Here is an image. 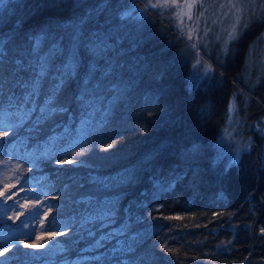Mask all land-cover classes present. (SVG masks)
<instances>
[{
    "label": "trees",
    "instance_id": "1",
    "mask_svg": "<svg viewBox=\"0 0 264 264\" xmlns=\"http://www.w3.org/2000/svg\"><path fill=\"white\" fill-rule=\"evenodd\" d=\"M137 1L146 7L143 0ZM128 3L4 0L0 4V37L7 41L8 61L23 59L27 69L28 60H35L30 53L37 38L42 53L41 45L59 43L61 54L52 57L37 104L43 102L56 69L67 59L63 56L73 47L74 33L104 35L110 45L96 55L84 47L77 50L79 64L58 98L68 108L66 113L29 131L39 116V111L34 112L11 136L0 137V154L15 149L20 157L36 158L32 170L22 159L23 175L31 176L47 196L39 216L42 228L16 235L13 226L7 227L19 242L15 247L5 244L10 253L7 264H33L34 253L24 239L31 233L47 247L52 245L50 252L59 256L53 264H121L142 257L150 264H264L260 232L264 134L253 127L264 107V94L255 93L251 79L245 78V56L252 57L264 22L245 30L227 55L216 56L200 47L203 55L209 54L213 71L194 80L191 66L196 52L177 31L175 19L170 22L159 10L147 7L148 19L138 22L130 16L116 26L107 24V18L117 17ZM95 63L101 69L96 66L88 85V104H81L74 97L83 92V78ZM11 67L7 61L0 63V71ZM31 75L24 71L19 78L27 80ZM121 80L125 85H119L114 95L110 89ZM97 83L101 87L96 88ZM12 91L23 94L22 89ZM232 96L244 101L239 103V115L252 140L235 164L226 162L225 155L218 156L215 144ZM251 101L258 109L248 115ZM113 140L118 141L116 146L103 150ZM73 152L83 154L73 157ZM57 159L82 163L58 165ZM48 205L55 207L49 211ZM45 213L55 215L57 227H44Z\"/></svg>",
    "mask_w": 264,
    "mask_h": 264
},
{
    "label": "snow or ice",
    "instance_id": "2",
    "mask_svg": "<svg viewBox=\"0 0 264 264\" xmlns=\"http://www.w3.org/2000/svg\"><path fill=\"white\" fill-rule=\"evenodd\" d=\"M4 0H0V4H3ZM208 3V0H156V3H150L146 6L152 9H157L160 11L162 16H166L167 19L171 22L173 19L178 21L177 31L183 34V30L186 27L185 18L188 22H193L199 24L201 18L205 17V12L202 10L205 8V4ZM218 4V9H217ZM209 7L213 8V15L216 16V19L212 20V24H220V31L216 32L214 28H205V33H213V43L220 42L216 47H220L223 50L225 55L235 50V44L243 35L244 31L250 27L251 21L259 20L264 22V0H210ZM223 10V11H220ZM194 28H188L187 35L188 39H192ZM179 38V36H178ZM204 43L205 50L208 49V44L205 42V37H198L196 43H191L188 47L196 49L199 51L198 45ZM72 49L69 50L68 59L65 64L60 68L56 69L57 75L53 78V82L50 86L48 93L45 95V98L42 103L37 104L36 101L41 94V89L43 84L47 82V77L50 74L52 67V57L61 52L59 47H53L47 54L40 56L37 55L39 51V38L35 44L32 45L31 55L35 57V60H28V68H25V63L23 59H13L11 61L7 60V41L0 37V63H10L12 65L10 71L4 70L0 71V92L3 93L2 98H0V129H8L9 131L6 135L11 136L15 133L16 129L21 128L26 119L31 117V114L39 111V116L36 119L35 123L32 125L29 131L37 130V127L41 124L42 121L53 118L54 116L66 113L68 111L67 107H64L59 104V96L62 93L65 85L72 78L73 73L72 69L79 64V58L77 50L80 47L88 49L93 55L98 54L99 52H106L110 49L108 42L101 38L98 34H93L91 36H82L79 33H74L72 37ZM219 56V54H218ZM24 71H31L32 75L27 80H21L19 74ZM98 68L95 64H90L85 77L83 78L84 90L79 95H76L74 99L81 103L85 104L89 102L88 97L91 95L88 92V85L91 84L92 80L95 78ZM211 66L206 70V73L212 72ZM111 74V70L105 74V76ZM96 88L101 87V84L97 83ZM13 89H22L23 94L20 96L15 95L12 91ZM7 90V91H6ZM113 92L119 90L118 86L113 85L110 89ZM8 92H12L11 95H8ZM7 102H5V98ZM70 102V101H69ZM28 105H34L33 107H28ZM234 109L230 106L229 111ZM110 111V109H106ZM107 115L105 116V118ZM231 120V117H230ZM259 128V125H257ZM118 141L113 140L112 143L104 146L105 151L113 149ZM67 150H65V153ZM9 156V161L0 160V165H7L12 159H23L32 170L36 167V158L35 157H20L16 155L15 149L13 152L6 153ZM81 152H73L72 156L76 157L82 155ZM51 154H49V159H51ZM58 165L68 164H80L82 161L78 159H72L68 161H63L57 159ZM237 162V158L234 157L232 164ZM17 164V168H19ZM231 165H229L230 167ZM225 174H227V169H225ZM28 176H22L18 178L19 183L25 184L29 181ZM15 188V185L12 186ZM22 191H31L33 195H36L38 189H21ZM43 194V193H41ZM12 196H15L16 193L13 191ZM7 199H11L9 196ZM47 200V196H45ZM37 204H40L39 196H36ZM0 207L4 210H7L9 207H15V202L8 204L5 201H0ZM55 207L54 205H48L49 211ZM58 210V209H57ZM35 216L39 215V212L35 209ZM31 215V213L29 214ZM47 219L44 222V227H57L55 221V215L49 216L45 213ZM35 216L33 218H35ZM2 218V217H0ZM171 219V217H167ZM26 226V225H25ZM66 228L71 227L70 225H63ZM123 231V230H122ZM260 232L264 234V227L260 229ZM68 233H60L61 236L67 235ZM91 235V233H89ZM55 237H49V240H54ZM103 239V238H102ZM132 241L136 240V237L131 238ZM19 242L15 240V235H0V247L4 244H11L13 247L17 246ZM97 245L100 244V241L96 242ZM121 244L123 242H120ZM231 244V241L228 242ZM25 247H33L37 249H44V244L37 245H28L25 244ZM49 248L52 247L51 244L48 245ZM160 247L165 248L164 244H161ZM219 247V246H218ZM124 251L125 249H118ZM168 252H173L171 248L166 249ZM223 250V249H222ZM126 251H132V243H129ZM9 249L4 248L3 252H0V264H7ZM248 257H245V260H248ZM121 264H150V261L146 258H140L138 261H122Z\"/></svg>",
    "mask_w": 264,
    "mask_h": 264
},
{
    "label": "rangeland",
    "instance_id": "3",
    "mask_svg": "<svg viewBox=\"0 0 264 264\" xmlns=\"http://www.w3.org/2000/svg\"><path fill=\"white\" fill-rule=\"evenodd\" d=\"M143 1L145 2L146 6L149 5L150 3H156V0H143ZM220 2H223V0H220ZM140 3L137 0H129L127 6H125L124 8L121 9L120 12H118L117 17L113 19L107 18V20L110 21L107 24H112L116 26L117 24H119L118 22L120 20H124L128 17L130 18V16L134 20L137 19L138 22L143 21V19H148L149 16L147 15V9L144 5ZM209 3L210 0H208V3L205 4V8L202 9L205 12L206 18H201V21L198 25L193 22H188L187 19L185 18L186 27L183 30V34L185 38L188 40L187 30L188 28H194L195 31L193 32L192 39L190 40L191 43H196L198 37H205V42L209 46L206 52L211 51L216 56H218V54L220 56L224 54L222 48L216 47V45L219 44L220 42H216L214 44L213 43L214 34L205 33V28H214L216 32H219L221 27L219 23L215 25L212 24V20L216 19V16L212 14L214 9L209 7ZM217 9H218V4H217ZM258 22L259 20L251 21L250 27L252 25H256ZM175 26L178 27V21L176 20H175ZM263 29L260 35L259 34L256 35L255 44L254 46H252L253 47L252 57H249V55L245 56L246 67H247L245 78L251 79L250 85L254 88L255 93L257 94H264V77L262 75L264 73V30ZM258 35L259 37H257ZM103 37L104 35H101V38ZM198 46H199V51L195 49L196 54L191 66V78L194 80H198L199 78L205 76L206 74L208 75L209 73H206V70L209 68V66H211L212 68V65L210 64L209 60L206 58L207 56H209V54L206 56L201 53V48L205 51L204 43H201ZM53 47H59V43L58 42L57 44L56 42L49 43L47 47L43 48V53L39 51L38 54L40 56H43L47 54L49 50H51ZM68 54L69 53L67 52V54L63 56V59L64 58L66 59V57L68 59ZM67 59L62 60L59 66L61 67L63 64H65L67 62ZM98 68L101 69L100 67ZM122 81L123 80L119 81L116 84V86L119 85L124 86L125 83ZM119 91L120 90H118V92ZM240 99L241 98H238L237 100L235 96H232L229 99L226 121L224 123V126L218 133L215 141V144L217 143L216 145L218 150L217 152L218 156L225 155L228 163L229 162L231 163L234 157L238 158L240 153H242L243 150L245 149L246 150L249 149L252 144L250 135L244 132L243 129L244 124L242 121L243 118H240L239 115V103L244 104V101H240ZM230 106H232V108L234 109L231 112L229 111ZM256 106L257 104L254 101L247 103L248 115L251 114L253 115L255 113V111L258 109ZM261 110H262L261 113L257 115L254 119L253 127L257 128V125H259V128H257L258 131L261 134H264V107H262ZM8 131H9L8 129H0V137L2 134L7 133ZM8 152H13V150L8 149L7 153ZM16 155L20 156L17 151H16ZM0 160L9 161V156L6 153L0 154ZM17 164L20 165L19 168H17ZM23 166L24 165L22 159L19 160L12 159L6 166L0 165V201H5L8 204H12L13 202H15V207H9L7 210H4L2 207H0V217L2 216L9 217L8 219L0 220V235H9L7 227L10 228L11 226H13L14 233H16V235H18V232H20V234L22 232L28 234L29 230L31 229L37 231L40 228H42L41 219L39 218V216L43 214L44 212L43 208H46L45 206L46 201L44 200L45 199L44 194H41L43 193V191H41L40 188H38L34 184V181H32L31 176H28L30 178L28 183L22 185L19 183L18 178L24 176ZM13 185H15V188L12 187ZM22 188L38 189V191L36 195H33L31 191H22L21 190ZM13 191L16 193L15 196L11 195ZM9 196H11V199H7ZM36 196H39V200L41 201L40 204H37ZM34 209L39 212L38 216H35V212L33 211ZM30 213L31 215H29ZM34 216L35 218H33ZM3 227H5V229H3ZM24 239L27 241L26 244L28 245L43 244L37 239L36 235L32 233L27 238ZM4 248H5V244L2 247H0V252H3ZM28 248H30V250L34 253L33 264H53L54 260L59 257L56 256L54 253L50 252L51 249L48 248L46 245L44 249H37L33 247H28ZM37 252H43V253H37Z\"/></svg>",
    "mask_w": 264,
    "mask_h": 264
},
{
    "label": "bare ground",
    "instance_id": "4",
    "mask_svg": "<svg viewBox=\"0 0 264 264\" xmlns=\"http://www.w3.org/2000/svg\"><path fill=\"white\" fill-rule=\"evenodd\" d=\"M36 39V38H35ZM40 43V42H39ZM55 46V45H54ZM41 50H43V47H42V45H41ZM51 48V47H50ZM50 51V50H49ZM38 54V53H37ZM61 54V53H60ZM59 57V56H58ZM56 58V57H55ZM60 59V58H59ZM58 59V60H59ZM62 59V58H61ZM53 63V62H52ZM53 66V65H52ZM60 67V66H59ZM55 68H56V66H55ZM53 73V72H52ZM217 144V143H216ZM221 150V149H220ZM222 151V150H221ZM224 162V161H223ZM227 162V161H226ZM225 165V164H224ZM225 167V166H224ZM226 168V167H225ZM230 168V167H229ZM245 171V170H244ZM230 174V173H229ZM240 174V173H239ZM256 185V184H255ZM259 185H260V183H259ZM264 186V185H263ZM242 196V195H241ZM243 199H244V197H243Z\"/></svg>",
    "mask_w": 264,
    "mask_h": 264
}]
</instances>
